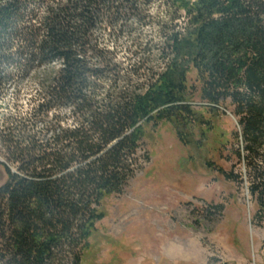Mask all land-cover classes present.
Returning a JSON list of instances; mask_svg holds the SVG:
<instances>
[{
	"label": "trees",
	"instance_id": "obj_1",
	"mask_svg": "<svg viewBox=\"0 0 264 264\" xmlns=\"http://www.w3.org/2000/svg\"><path fill=\"white\" fill-rule=\"evenodd\" d=\"M144 25L158 29L161 70L147 57L124 67L100 39L125 33L145 55L156 44ZM192 70L204 108L233 106L237 156L264 209V0H0V89L30 73L40 86L28 116L0 128V264L82 263L101 201L133 176L144 125L199 120ZM67 105L75 125L60 116Z\"/></svg>",
	"mask_w": 264,
	"mask_h": 264
},
{
	"label": "rangeland",
	"instance_id": "obj_2",
	"mask_svg": "<svg viewBox=\"0 0 264 264\" xmlns=\"http://www.w3.org/2000/svg\"><path fill=\"white\" fill-rule=\"evenodd\" d=\"M161 9L155 5L153 15ZM157 31L149 25L138 30L156 44L145 55L129 53L132 38L125 33L114 39L102 32L100 39L117 48L124 67L147 57L145 68L157 71L164 66ZM195 78L192 70L188 95L201 111L199 120L187 127L165 120L144 125L133 176L101 201L81 264H264V209L250 191L246 162L237 156L242 141L233 106L227 100L218 109L204 108L209 103ZM3 87L0 128L9 127L13 116H28L40 93L31 73ZM71 108L60 111L66 126L76 123ZM43 124L38 119L31 128L41 132ZM0 151L2 162L1 145ZM5 178L0 165V185Z\"/></svg>",
	"mask_w": 264,
	"mask_h": 264
}]
</instances>
